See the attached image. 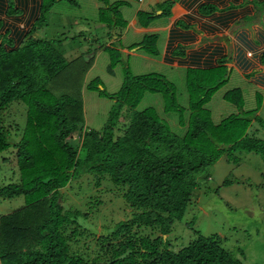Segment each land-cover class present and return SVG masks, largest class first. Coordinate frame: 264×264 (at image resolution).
Wrapping results in <instances>:
<instances>
[{
    "label": "trees",
    "instance_id": "trees-1",
    "mask_svg": "<svg viewBox=\"0 0 264 264\" xmlns=\"http://www.w3.org/2000/svg\"><path fill=\"white\" fill-rule=\"evenodd\" d=\"M59 1L62 0H43L31 12L32 19L33 15L36 17L34 25L26 32L14 33L18 39L23 37L20 44L12 41L11 36L0 34V153L13 147L18 167V180L0 186V193L8 198L24 196L25 199L23 208L0 217V261L5 264H242L240 258L222 245L219 234H198L178 250L170 248L167 236L174 223L185 217L198 189L200 173L222 156L236 160L237 151L264 153V135H256L260 128L264 132V118L259 115L263 96L256 98L257 109L244 110L243 89L227 90L223 98L241 110L215 122L208 103L231 77L228 57L220 59L215 67L186 69L189 95L186 106L179 102L176 84L164 74H135L126 64L117 91H108L100 77L86 83L87 89L113 100L104 127L89 128L85 123L82 97L85 83L79 61L68 62L64 54L63 43L69 36L65 32L58 37L40 35L48 26L47 13ZM99 1L104 4L99 8V21L109 27V35L114 29L121 41L128 21L119 5L126 2ZM174 2L167 0L162 4L165 15L170 14ZM257 3L264 7V1ZM11 9L14 11L15 6ZM215 9L210 6L204 12L212 13ZM156 17L155 11L139 9L137 13L139 23L145 27ZM181 26L190 25L181 23ZM114 45H99V50L105 46L110 55L111 74L123 62L124 53L123 46ZM138 46L151 56H159V33L145 34L128 49ZM175 54L184 56L185 46L180 45ZM70 79L71 83L66 81ZM52 87L68 91L58 94ZM147 93L162 95V111L154 106L138 109ZM15 106L23 109V127L8 120L7 113ZM172 112L178 114L184 133L174 131L165 118L164 114ZM119 129L122 134L118 133ZM77 131L82 133L75 146L71 139ZM12 132L20 133L18 140L10 141ZM84 173L92 175L96 188L109 179L125 189L123 196L131 215L117 221L108 233L98 235L81 221L90 217L99 199L90 201L86 210L60 201L62 189ZM228 183L230 180L226 179L225 184ZM150 228L156 229L158 235L153 237L148 232ZM75 235L100 245L103 252L93 258L78 253L72 243Z\"/></svg>",
    "mask_w": 264,
    "mask_h": 264
},
{
    "label": "rangeland",
    "instance_id": "rangeland-1",
    "mask_svg": "<svg viewBox=\"0 0 264 264\" xmlns=\"http://www.w3.org/2000/svg\"><path fill=\"white\" fill-rule=\"evenodd\" d=\"M71 1L73 2L67 0L56 2L47 13L48 26L42 29L40 35L58 37L65 32L66 36H69L64 40L63 49L68 62L78 63L79 61L78 64L83 73L85 86L82 87V97L87 127L94 129L104 127L113 100L100 96L97 91L87 89L86 83L95 77H100L108 91H117L123 82L126 64H129L135 74L149 72L164 74L176 84L179 102L185 106L188 105L189 95L185 71L162 64L158 61L160 57L151 56L143 49H138L137 55H125L123 53V62L115 68L112 74L109 73L110 55L105 51V46L99 50V45L107 44L117 35H113L111 32L113 38L109 37V27L97 18L99 12L96 4L101 5V1ZM120 1L130 3L124 6L119 5V9L127 19L131 18L134 10L138 8L136 4L143 2V0ZM137 24L135 23L136 28ZM126 29L121 36L124 35V39L121 38V41L118 37L115 39V47L120 48L121 45L129 47L131 45L132 34L125 33ZM111 31L114 33V29ZM155 31L157 32V28ZM162 46L163 37L161 36L160 48ZM135 48L133 47L131 50ZM90 60H92V64L89 63ZM56 80L52 82V86ZM66 81L72 82L71 79ZM234 87H241L244 91V110L257 109L255 89L248 88V82L244 75L238 69H233L229 81L215 92L212 100L208 103V107L213 111L215 122H219L229 114L241 110L223 98L224 93ZM52 89L58 94L68 91L60 87L57 89L52 87ZM262 92L264 91L262 90ZM148 106H154L162 111L164 106L162 95L160 93H147L138 109L142 110ZM22 112V108L15 106L7 113L8 120H12L23 127L25 120ZM259 115L264 118V100ZM164 116L174 131L179 134L185 132V128L178 123L177 113L172 112L164 114ZM123 119L126 120V117ZM81 133V131L75 132L71 139L73 145L79 144ZM118 133L122 134V129H119ZM19 134L12 132L10 141L18 140ZM256 135L263 137V129L260 128ZM15 156L13 147L0 153L1 187L18 180ZM234 157L236 160H229L226 156H222L215 165L199 174V186L193 194V201L189 205L185 217L174 223L171 233L167 236L171 249H180L195 239L198 234L206 236L219 234L222 245L240 258L242 264H264V153L237 151ZM92 179V175L88 173L74 179L62 189L60 201L66 206H75L86 210L90 201L95 198L99 199V203L90 217L87 220L81 218V221L96 231L98 235H101L110 232L116 226L117 221L127 219L131 215V208L123 196L125 189L118 187L109 179L104 181L101 188H96ZM226 179H229L230 183L225 184ZM24 205V196L8 198L0 193V217L21 209ZM69 232L71 233V231ZM148 232L153 237L158 235L156 229L150 228ZM73 239L74 250L86 257L93 258L98 253L103 252L100 245H95L79 235H75ZM0 264L5 263L0 261Z\"/></svg>",
    "mask_w": 264,
    "mask_h": 264
},
{
    "label": "crops",
    "instance_id": "crops-1",
    "mask_svg": "<svg viewBox=\"0 0 264 264\" xmlns=\"http://www.w3.org/2000/svg\"><path fill=\"white\" fill-rule=\"evenodd\" d=\"M166 1L143 0L136 4L138 8L131 18L124 17L128 21L125 33L132 34L131 44L139 42L149 32H156L157 28L158 33L161 31L159 48L161 36L163 46L156 57H160L158 61L162 64L183 69L186 73L188 67L211 68L218 66L220 59L228 57L231 73L233 69H238L247 79L248 88L255 89L256 98L264 97V7L257 3L264 0H175L170 14L165 15L161 6ZM42 2L0 0V34L11 36L12 41L20 44L23 37L18 39L14 33L26 32L34 25L36 17L33 15L32 19L31 12ZM11 4L19 12L12 11ZM129 4L127 2L124 5ZM101 6L102 3L96 4L98 12ZM210 6L215 7V11L204 12ZM139 9L155 11L158 17L149 26H142L137 18ZM97 18L99 20V16ZM135 23H138L137 28ZM181 23L190 26L184 27ZM111 32L115 35V30ZM113 35L109 37L113 38ZM116 38L105 45L113 44ZM180 45L185 46L184 56L175 54ZM138 49L141 47L129 50L123 46L122 51L125 55H137Z\"/></svg>",
    "mask_w": 264,
    "mask_h": 264
}]
</instances>
